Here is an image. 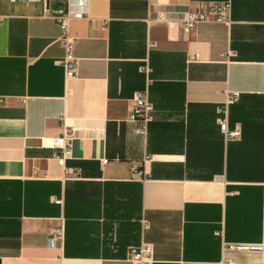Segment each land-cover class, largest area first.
Listing matches in <instances>:
<instances>
[{
  "label": "crops",
  "instance_id": "crops-1",
  "mask_svg": "<svg viewBox=\"0 0 264 264\" xmlns=\"http://www.w3.org/2000/svg\"><path fill=\"white\" fill-rule=\"evenodd\" d=\"M207 1L90 0L66 79L44 2L0 0V264H132L142 241L154 264H264V0L184 33ZM225 91L237 140L216 122Z\"/></svg>",
  "mask_w": 264,
  "mask_h": 264
},
{
  "label": "built area",
  "instance_id": "built-area-1",
  "mask_svg": "<svg viewBox=\"0 0 264 264\" xmlns=\"http://www.w3.org/2000/svg\"><path fill=\"white\" fill-rule=\"evenodd\" d=\"M16 2L20 0H10ZM29 1V0H27ZM44 2L45 16L54 19L60 27V34L58 41L64 49V56L56 62L61 64L64 68L66 79L71 78L76 73L77 58L74 56V46L76 39L72 36L70 31V23L72 20L86 18L89 14L90 0H58L49 3V0H42ZM232 0H212L202 3L199 11H192L182 21V31L188 33L194 26L200 22L217 21L229 25L231 19ZM162 17V14H159ZM143 69H146L144 66ZM226 99L223 106L217 107L216 122L220 128L223 138L227 141L237 140L241 137V124L235 123L233 127L229 124V104L237 99L239 92L225 91ZM5 96L0 95V104L4 103ZM153 104L149 99L147 91L135 92L132 98L129 118L133 120H141L145 124L152 120ZM55 144L63 146L62 138L57 139ZM68 149H64L67 152ZM76 174H80L77 170ZM60 202V200H56ZM64 236V228L62 225L53 229L50 233V242L54 243L60 241ZM223 249L240 250V249H262V244H247V243H232L224 242ZM126 258L132 264H154V246L152 243L142 241L136 246H131L126 252Z\"/></svg>",
  "mask_w": 264,
  "mask_h": 264
}]
</instances>
